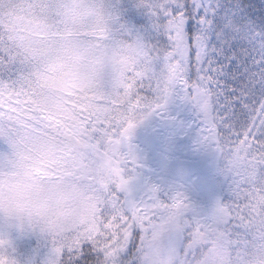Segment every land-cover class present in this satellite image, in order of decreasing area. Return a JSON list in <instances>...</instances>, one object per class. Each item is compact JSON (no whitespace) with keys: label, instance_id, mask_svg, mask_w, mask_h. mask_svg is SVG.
<instances>
[{"label":"snow or ice","instance_id":"snow-or-ice-1","mask_svg":"<svg viewBox=\"0 0 264 264\" xmlns=\"http://www.w3.org/2000/svg\"><path fill=\"white\" fill-rule=\"evenodd\" d=\"M36 7L50 15L54 5L41 0ZM103 7L125 67L110 105L84 127V134L106 153L109 145L127 139L147 116L165 115L168 103L176 99L194 109L199 142L235 159L236 171L231 179L226 176L227 200L217 199L209 217L190 214L182 192L169 194L157 185H147L135 198L130 186L135 168H125L127 177L105 186L86 225L44 236L43 264H138L146 240L165 224L172 226L183 264H200L205 257L208 246L196 244L197 237L207 238L210 244L221 236L245 261L255 256L256 264H264V245L258 247L246 238L252 225L264 232V26L243 15L238 4L226 5L222 0H106ZM137 16L144 17L143 22ZM129 50L136 54L123 55ZM8 51L0 65L17 62ZM0 84L7 87L3 81ZM241 112L250 113L243 132L222 135L220 129H231ZM13 136L14 129H0L3 152L9 150ZM129 150L134 152V146L129 145ZM112 159L119 162L115 148ZM11 228L35 232L0 222V233ZM136 234L135 254L122 260ZM0 264H25L3 235Z\"/></svg>","mask_w":264,"mask_h":264},{"label":"rangeland","instance_id":"rangeland-1","mask_svg":"<svg viewBox=\"0 0 264 264\" xmlns=\"http://www.w3.org/2000/svg\"><path fill=\"white\" fill-rule=\"evenodd\" d=\"M73 20L65 11L59 23L50 28L22 22L20 19L9 21L8 26L13 36L14 48L19 50L20 56L25 58L27 64H31L28 74L32 76L33 85L14 84L11 77L0 75V81L7 85L5 88L0 84V129L4 127L14 129V136L7 152L2 151L3 144L0 143V175L13 165L30 168L32 155L39 153L51 158V166L54 170L45 171L43 168H38L34 169L35 172L42 177L54 180L62 178L71 188L73 199H80L83 191L89 199L95 201L91 209L85 207L82 210L80 222L66 223L63 226L53 223L50 225V232L81 224L86 225L84 214L93 213V205L98 202V197L105 186L125 179L112 159L113 148L123 160L121 164L138 166L141 170L130 184L134 185L138 181L142 186L135 198L139 199L145 187L152 184L146 182V176H150L152 181H155L156 170H159L163 177L180 182L173 193L190 192L194 197L199 194L202 199L215 204L217 199H220L219 196L223 191L221 189L226 188V176L231 179L232 173L236 171V161L235 159L225 161L219 171L217 153L211 154L207 160H204L205 180L208 181L205 188H191L188 183L191 181L190 178L179 175L178 169L182 164L181 162L172 163L174 154L170 148L175 150L182 144L178 138L186 132L192 122L191 110L185 107V103L176 99L170 101L166 106L165 115L147 116L132 130L128 139L121 137L117 145L108 146L106 153L98 151L94 142L84 134V127L90 126L100 118L107 105L101 104L94 110H87L84 102H80L82 93L96 89L115 90L125 65L122 50L114 43L110 35L95 41L85 38L77 33L75 29L77 19ZM100 47L110 48L113 55L108 61L103 62L99 70L92 68L85 74L87 81L85 90L78 93L63 91L57 78L60 66L58 57L67 54L70 48ZM123 55H132V53L127 52ZM61 95L65 97L63 101L60 100ZM177 106L181 108L177 109ZM89 113L92 117L87 115ZM161 121L169 124L168 128L165 131L160 129L157 132V139H151L149 136L151 130L160 128ZM157 141L163 147H159ZM14 145L23 149L16 160L13 159ZM129 145L134 146V152L129 150ZM147 146L153 147L154 150L147 153L145 150ZM101 160L105 173L110 179L106 184L98 185L95 182L96 165ZM144 198L148 199V196L144 195ZM12 207L14 210H20L19 198L13 202ZM0 222H5L3 217H0ZM253 228L256 226H250V230L253 231ZM259 233L264 234L260 228ZM0 235L10 240L25 264H43L46 252L44 236L49 234L40 235L36 232H23L19 228H11Z\"/></svg>","mask_w":264,"mask_h":264},{"label":"clouds","instance_id":"clouds-1","mask_svg":"<svg viewBox=\"0 0 264 264\" xmlns=\"http://www.w3.org/2000/svg\"><path fill=\"white\" fill-rule=\"evenodd\" d=\"M136 54L135 50H129ZM112 50L108 47L76 49L70 48L67 54L58 57L60 66L57 71L59 86L63 91L78 93L87 87L85 74L92 68L99 70L103 62L112 57ZM95 62V63H94ZM65 97L60 96L63 101ZM72 99V97H67ZM70 110V109H69ZM23 151L13 147V159ZM31 155V154H30ZM51 158L39 153L32 155L30 168L16 165L9 167L0 175V217L5 223L15 224L35 230L40 235L50 234V225L63 226L66 223L80 222L82 210L91 209L95 202L81 192L80 199L72 198L69 185L61 180L42 177L34 169L43 168L45 171L54 170ZM15 173V175H13ZM110 177L106 175L103 161L96 165L95 182L106 184ZM19 198L20 210H14L12 204ZM89 213L84 214L87 223ZM138 253V264H183L178 254L171 225H161L154 230ZM208 242L205 237H197L195 243ZM264 245V236L261 237ZM239 256V254H237ZM47 264V262H46ZM200 264H256L255 256L247 261L233 259L228 243L214 238L210 242L205 257Z\"/></svg>","mask_w":264,"mask_h":264},{"label":"trees","instance_id":"trees-1","mask_svg":"<svg viewBox=\"0 0 264 264\" xmlns=\"http://www.w3.org/2000/svg\"><path fill=\"white\" fill-rule=\"evenodd\" d=\"M49 2L54 5L50 15L46 13L42 14L39 7H36L41 3V0H0V59H7L9 55V49L12 50L11 54L17 57V62L14 64L9 65L5 63L4 65H0V75H4L5 77H11L13 82L17 80L21 81L20 83L15 84L29 85L27 81H31L32 86L33 79L31 74H28L31 64H27L25 58L20 56L19 52L16 51L15 48L12 46L13 38L10 37L9 30H7L9 29L8 19L11 16L23 17L24 19L31 20L33 22H37L47 26L56 23L60 19V17L65 13V11H67L70 17H72L74 20L77 19L75 29L77 33L81 34V36L95 41L104 38L106 34H112V32L110 31L109 18L107 12L103 7L106 0H49ZM222 2L226 5L238 4L239 7L243 10V15L250 17L256 22L258 26H264V0H222ZM136 19L143 22L144 17L137 16ZM149 39L153 40L155 38L150 37ZM159 39L161 40V42H163V37H160ZM85 96L86 97L84 102L94 101L95 99H97V97L92 98L88 95ZM110 96L111 94L103 97V99L106 100V104L108 105H110L111 103ZM186 106H189L192 111L193 123L191 124L190 131L186 133L184 138H179L183 141V143H186L187 145L186 147H184L183 144L180 146V148L178 149L179 154H177L175 158H182V151L185 150L184 148L188 149L190 152H192L195 148L197 153L201 151V154L199 153L193 158L198 160V163H189V160L187 159V162L183 168L184 173H191L195 174L198 177H201L200 168L203 164V161H201L200 156L206 157V153L208 151H211L215 146L199 142L197 132V121L196 116L194 114V109L191 105L187 103ZM177 108L180 109L181 106H177ZM249 117V112H241L237 114L232 120L231 129L222 127L220 129V133L225 136L230 135L232 132L242 133L244 128L247 127ZM138 118L139 117H137V119ZM225 123H228L227 119ZM160 124L161 127H166L165 123ZM192 134L195 135V139L193 140V143L190 144V135ZM150 135L155 136V132L152 131ZM232 138L235 139V136L233 135ZM242 138L243 137L241 136V139ZM218 156L219 165H221L224 160H230L229 158L221 156L220 153H218ZM138 173V170L135 169L133 173H130V175H136ZM124 174L127 175L125 169ZM167 181L168 179H162L161 188L165 189L170 194V190H168L165 185ZM220 199L227 200V195H220ZM189 204L191 206L190 214H195L198 216H207L205 214L210 208L208 204L203 201H195ZM157 223H159L158 220ZM254 230L258 232L254 234V232L249 229V234L246 238L248 240L256 241L257 246L259 247V245H261V237L264 236V234L259 233L258 227L254 228ZM241 231L243 232L245 230ZM218 238L228 243V247L230 249L233 259H243L241 254L237 256L238 253L233 251V244L230 243L227 238H223L222 236ZM198 244H207L208 247L210 246L208 242H201ZM138 245L139 234H136L133 237V240L130 242L125 253L121 256V259L129 260L135 254ZM258 255L259 252L257 251L256 256L258 257Z\"/></svg>","mask_w":264,"mask_h":264}]
</instances>
